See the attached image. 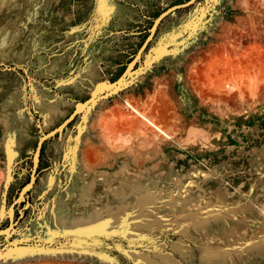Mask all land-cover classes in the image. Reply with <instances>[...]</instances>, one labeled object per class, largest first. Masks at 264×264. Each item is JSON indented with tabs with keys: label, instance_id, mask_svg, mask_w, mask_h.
<instances>
[{
	"label": "rangeland",
	"instance_id": "1",
	"mask_svg": "<svg viewBox=\"0 0 264 264\" xmlns=\"http://www.w3.org/2000/svg\"><path fill=\"white\" fill-rule=\"evenodd\" d=\"M187 1L0 0V264H264V0Z\"/></svg>",
	"mask_w": 264,
	"mask_h": 264
},
{
	"label": "bare ground",
	"instance_id": "2",
	"mask_svg": "<svg viewBox=\"0 0 264 264\" xmlns=\"http://www.w3.org/2000/svg\"><path fill=\"white\" fill-rule=\"evenodd\" d=\"M184 3V2H183ZM177 5V4H176ZM172 6H170L169 8H171ZM164 14V13H163ZM160 18L155 22L151 32L154 33L156 30V26L159 22ZM124 104L127 107H131L134 111H136L138 114H140L143 119L146 120L147 123H149L150 125H153L157 128V130L164 135V140H165V148L167 150H179L182 154H184L185 156L189 157L192 161H194L196 164L200 165L201 167H205V169L207 171H210L211 173L215 174L217 177H219L221 179V181L223 183H225L227 186H229L230 188L234 189V191H236L238 193V195H243L242 191L237 189L229 180H227L226 178L222 177L216 170H214L210 164L205 161L202 160L197 153H195L192 149H190L189 147L185 146L183 143L179 142L175 137L171 136L169 133H167L166 131H164L163 129H161L157 124H155L151 119H149L147 116H145L143 113H141L140 111H138L136 108H134L127 99L124 100ZM5 129L2 128V126L0 125V135H2V133H4ZM260 157V156H259ZM198 171V170H197ZM196 173V172H195ZM264 174V173H263ZM212 178V177H211ZM244 197V196H243ZM249 202L252 203L254 206H256L258 209H260L261 211L264 212V209L258 205L255 201L250 200ZM253 206V207H254ZM109 210V209H108ZM100 212V211H99ZM98 212V213H99ZM97 213V214H98ZM105 213V212H104ZM98 217V216H97ZM99 219V218H98ZM102 219V218H101ZM112 219V218H111ZM106 221V219H105Z\"/></svg>",
	"mask_w": 264,
	"mask_h": 264
},
{
	"label": "water",
	"instance_id": "3",
	"mask_svg": "<svg viewBox=\"0 0 264 264\" xmlns=\"http://www.w3.org/2000/svg\"><path fill=\"white\" fill-rule=\"evenodd\" d=\"M193 2H194L193 0H189V1L184 2V3H179V4H177V5H174V6H172L171 8H169V9H168L163 15H165L166 13H169V12H171V11H173V10H176V9H179V8H182V7H185V6H188V5L192 4ZM57 130H58V129H57ZM48 136H50V134L46 135L45 137H48ZM41 141H42V140H40V143H41ZM39 145H40V144H39ZM27 190H28V189H27ZM27 190H25V188H24L23 190H21L18 199H19L20 196H21L22 194H24ZM18 199H17V200H18Z\"/></svg>",
	"mask_w": 264,
	"mask_h": 264
},
{
	"label": "snow or ice",
	"instance_id": "4",
	"mask_svg": "<svg viewBox=\"0 0 264 264\" xmlns=\"http://www.w3.org/2000/svg\"><path fill=\"white\" fill-rule=\"evenodd\" d=\"M195 19H200L201 22H205V21H203V13H202V10H197V17ZM188 31H191V29L189 28Z\"/></svg>",
	"mask_w": 264,
	"mask_h": 264
},
{
	"label": "crops",
	"instance_id": "5",
	"mask_svg": "<svg viewBox=\"0 0 264 264\" xmlns=\"http://www.w3.org/2000/svg\"><path fill=\"white\" fill-rule=\"evenodd\" d=\"M241 190V189H240ZM242 191V190H241ZM258 205H260L263 209H264V207L260 204V203H258V202H256ZM250 204H252V203H250ZM253 205V204H252ZM254 206V205H253ZM256 207V206H255ZM257 208V207H256ZM258 209V208H257ZM260 210V209H259ZM261 211V210H260ZM261 212H263V211H261Z\"/></svg>",
	"mask_w": 264,
	"mask_h": 264
}]
</instances>
